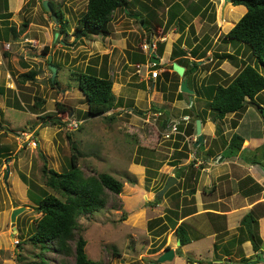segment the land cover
Segmentation results:
<instances>
[{
    "label": "rangeland",
    "instance_id": "rangeland-1",
    "mask_svg": "<svg viewBox=\"0 0 264 264\" xmlns=\"http://www.w3.org/2000/svg\"><path fill=\"white\" fill-rule=\"evenodd\" d=\"M51 1L61 8L64 15L68 12L69 18L65 15L69 20L67 35L55 36L57 24L51 19L50 13L44 11L41 0H23L12 18H3L6 24H11L7 28L14 30L10 31L9 37L3 32L0 36V264H41L42 259L44 264L73 263L74 257L42 250L28 240L34 230V222L40 216L35 199L42 192L60 196L45 184L43 163L46 161L47 167L59 172L65 171L69 168L72 153L78 156V166L83 176L107 172L123 184L120 193L108 192V201L102 209L81 214L77 219L79 227L76 236L82 235L85 238V250L90 259L102 264H155L154 260L159 254L167 248H173L176 251L174 258L158 264H242V247L236 248L230 259L221 257L211 248V239L204 234L210 232L211 228L216 231L214 224L207 219L208 216L213 217L212 213L194 219L199 226L194 230H198L199 236H204L196 240V243L192 241L187 244L200 246L209 252L198 256L195 249L187 251V246L176 244V234L169 227L167 217H176L173 212L181 202V191H178L181 182L176 181L169 187H175L173 193H163L160 197L157 194L169 175L175 177L177 167L188 166L198 154L203 155L199 157L200 160L208 159L206 151L201 153L194 146L195 132H185L190 116L187 114V121L182 119L186 112L185 106L191 115L202 112L206 97L200 95L199 98L187 93L181 101L177 100L182 77L171 73L169 66L173 60L159 69L161 72H170L168 79L160 78L163 89H159V83L154 85L151 82H143L142 87L140 81L146 77L145 70L136 71L137 63L131 62L130 54L141 53L143 40L153 36L164 43L160 63L163 65L175 45L191 52L202 46L204 35H207L212 44L204 52L212 60L198 63L201 74L211 69L216 75L223 74L217 68L223 60L216 59L214 55L228 51L234 55L232 59L225 60L235 64L237 72L249 63L264 75V65L254 59L250 45L223 41L243 13L238 7L244 6L232 7L229 0H129L127 8L116 9L112 13L107 34L78 39L72 32L78 17L86 9L87 0ZM4 2L7 0H0V14L8 13ZM194 5L205 7L203 16L191 18L188 15L186 10L189 11ZM184 10L185 14L181 16ZM171 13L176 14L175 20L166 26ZM137 14L146 19L147 28L136 19ZM24 20L28 21V26L19 33ZM30 23L32 27L29 35L39 36L36 38L39 43L37 47L25 41L26 36L21 37ZM44 26L53 32L50 41L46 42L49 47L47 52L41 48L40 35L45 31ZM182 26L181 31L179 28ZM0 29L3 31L4 28ZM3 40L6 41L4 43H10V50L2 48ZM191 54H187L188 65L193 61L190 60ZM49 55L52 56L51 63L53 61L57 66L56 83L51 82ZM87 66L106 71L113 80L112 91L118 99L113 108L99 116L87 113V102L78 88L77 73L85 71ZM30 69L36 71L35 78L23 81L20 74ZM198 71L188 76L189 89L193 84L202 83ZM257 101L264 102V90L259 93ZM57 102L69 107L72 112L58 111ZM262 107L264 105L260 106L259 103L251 104L250 111L244 115L239 128L233 133L249 137L259 132L264 136ZM206 110V114H203L205 122L212 121L215 132L219 128L221 131L220 121H213L212 114ZM244 111L235 113L229 119L230 124H237ZM55 116L76 119L79 126L72 130L65 121L64 124H53ZM165 119L168 120L166 124H176L178 130L170 138L163 136L162 123ZM33 139L37 141L36 146L31 144ZM210 147L208 150L213 153ZM262 148L263 145L256 152L258 155L252 152L249 154L261 163L264 161L263 155H260ZM176 151H183L188 157L179 160L175 168L171 163L176 158ZM29 192L34 198L29 197ZM156 197L159 198L158 203L153 202ZM184 203L188 204L189 200L185 198ZM254 206H257V213L264 215V202ZM17 207L23 209L16 215V231L13 232L10 214ZM155 220L158 221L151 225L150 222ZM192 224L195 225V222ZM236 227L228 232L237 234ZM259 232L264 234V223L259 225ZM254 255L249 260L251 264H262ZM190 257L193 262H188Z\"/></svg>",
    "mask_w": 264,
    "mask_h": 264
},
{
    "label": "trees",
    "instance_id": "trees-1",
    "mask_svg": "<svg viewBox=\"0 0 264 264\" xmlns=\"http://www.w3.org/2000/svg\"><path fill=\"white\" fill-rule=\"evenodd\" d=\"M232 5H243L246 7L245 13L237 20V22L226 33L223 41L227 39L233 42H242L250 45L252 56L257 61L264 65V0H230ZM57 18H58V36L67 35L69 32V20L65 17L63 11L54 1H51ZM5 4L7 2H4ZM228 3L225 4V6ZM129 0H87L85 11L78 17L75 29L72 34L75 38H89L100 34H107L109 32V24L111 21L112 13L116 9L127 8ZM194 14L198 15L201 6L194 5ZM46 12V11H45ZM10 16V13H7ZM145 28L148 27L146 19L137 14V18ZM151 19V18H150ZM175 20V14L171 13L167 19L166 26L172 24ZM28 26V21L22 22V28L18 30L20 33L24 28ZM14 30L13 28H11ZM1 36V33H0ZM207 36L204 40H207ZM203 40V41H204ZM57 41V39H56ZM164 43L158 42L156 53L160 57L163 53ZM43 52H47L49 47L43 46ZM196 50L192 51V56H195ZM186 52L175 45L171 51L170 60H174L179 65L185 68L184 76L188 83V76L195 73L198 66V61H192L191 65H188V58L185 57ZM130 60L133 63H144L147 59V55L141 51V53L130 54ZM215 58L218 60L232 59L233 54L229 52L216 53ZM52 64L54 62L52 61ZM56 66V65H55ZM164 67L161 64H155L152 68L158 69ZM57 68V66H56ZM172 69V65L169 66ZM171 73L177 75L172 70ZM36 71L28 70L20 74V78L23 81L33 80L35 78ZM170 75L169 71H163L161 77L168 79ZM216 74L211 72L206 80L202 83L203 91L195 90V96L200 97L203 95L206 97L205 109L202 112L191 113L189 108H186L184 115L190 116V123L186 125V134L195 132V121L200 119L203 123L205 119L206 109L212 114V120L217 122L221 120L225 115L229 113H238L244 110L248 102L258 104L257 97L261 91L264 90V75L252 64L246 63L236 76L232 77L229 81H216L214 76ZM159 80V78H157ZM78 88L85 97L87 102V113L90 116H99L111 108L114 107L118 99L115 97L112 91L113 80L102 68L96 70L91 66H87L85 71H79L77 73ZM52 83H56V78ZM144 87V84H141ZM159 89H163L162 85H159ZM186 93L178 91L176 97L182 99ZM248 98V100L246 99ZM121 103V101H119ZM131 105V103H128ZM192 105L190 106V108ZM58 111H68L71 113L72 109L64 106L61 103H56ZM192 109V108H191ZM204 114V115H203ZM48 117H52L48 115ZM63 124L58 116L53 119V124ZM166 121L162 123V127L166 128ZM236 123L233 124L235 126ZM179 127V126H178ZM181 128V126L179 127ZM217 134H220V128L216 130ZM180 137L179 135H177ZM243 137L240 134L233 133L229 141L226 143L225 152L227 157H233L239 154L241 151ZM179 145V144H178ZM202 144H199L196 148L200 150ZM186 149V145H184ZM207 153H212L209 150ZM176 158L172 161L171 165L178 164L180 159L187 158V154L183 151L175 152ZM263 164V163H261ZM193 162H190L188 166H181L175 169V177L179 178L184 173V169L191 168ZM264 166V164H263ZM45 184L59 193L60 196L54 195L49 192H42L41 195L35 199L36 208L40 212V216L36 218L34 222V230L28 236V240L32 244L38 245L42 250H51L61 256H72L74 261L72 264H102L101 262L90 259L87 256L85 245L86 240L82 235L76 236V230L79 227L77 222L78 217L81 214H88L94 211L102 209L109 198L108 192L118 194L123 186L122 182L107 172H96L90 176H83L82 171L78 166V156L76 153H72L70 156L69 168L65 171H57L53 168H49L46 165V161L43 163L42 168ZM198 173V172H197ZM196 173V174H197ZM197 177V175H196ZM183 186L185 193L193 195L195 192L194 187L189 188V177H184ZM251 179L250 177H247ZM186 185V186H185ZM175 187L167 189L165 195L173 193ZM188 188V189H187ZM255 189L260 191L262 187L259 184H255ZM29 197L32 194L29 192ZM193 198L191 199V201ZM154 203L159 202V198H155ZM178 206L180 203L177 204ZM173 212L176 217H167L169 227L174 229L176 238L180 241V246L188 244L192 239H197L199 235L197 232L182 221L177 223L180 217H185L191 214L194 210L189 207H184L181 213ZM155 220L150 222L154 225ZM165 223V222H164ZM162 223V224H164ZM164 227V226H163ZM237 234L232 236L228 241L221 245L224 254L230 253V248L236 241L249 240L251 242L254 252L260 250L262 239L258 233V213L256 206L245 212L239 220V224L236 227ZM152 231L153 228L149 227ZM19 243V241L17 242ZM218 245L214 246L216 250ZM258 257L259 255L255 254ZM250 258H243L242 264L249 263ZM190 262V258L187 259ZM41 264H44L42 259ZM66 264V263H60ZM264 264V263H263Z\"/></svg>",
    "mask_w": 264,
    "mask_h": 264
},
{
    "label": "crops",
    "instance_id": "crops-1",
    "mask_svg": "<svg viewBox=\"0 0 264 264\" xmlns=\"http://www.w3.org/2000/svg\"><path fill=\"white\" fill-rule=\"evenodd\" d=\"M22 1L23 0H7V3L6 4L4 3L5 4V10L7 9V12L10 13V16L7 14H3L4 12H2L0 14V28L1 27L4 28L3 31H1V29H0V33L3 32V34L8 35V37H9L10 31H12V29L11 28L9 29L7 27H11V24H6V21L3 18L9 17L8 19H10L11 16L13 17V15H15L18 12V10L20 9ZM231 5H232V3H231ZM232 7H234V5H232ZM236 7H238V6H236ZM204 9H205V7L202 6L198 15H195L194 13H192V8H190L189 11L186 9L185 10L191 18H196L198 16H203V12L205 11ZM238 9L243 10V13L240 15V17H241L245 13L246 7L241 6V7H238ZM185 10L180 13L181 16L183 14H185ZM65 15L67 18H69L68 12H65ZM237 20L235 21V23L237 22ZM31 27H32V23L29 24L28 29L25 30L24 34L21 37L26 36V38H28V39L35 40L36 41L35 46L37 47L39 43H38L36 38L37 37L39 38V36L32 37L31 35H29ZM43 29H45V31L43 30L41 32V35H40V38L42 40L41 41V48H43V46H45L47 44L46 42L50 41L51 36H53V32H52V30H50V28L44 26ZM179 30L182 31L183 26L181 28H179ZM206 36L207 35H204V37H206ZM203 40H204V38H203ZM227 41L229 42V44L234 43L233 41H231L229 39H227ZM4 42H6V41L3 40V44H4ZM161 42H163V41H161ZM7 43H9V42H7ZM202 43H203L202 46L196 50V54H195V56H199V58L192 56L191 52L193 50L191 52H189L190 50H187V48L181 47L186 52L185 57L188 58L189 56L187 54H191L192 58H190V60L198 61L199 64L202 61H203V63H204V61H208V62L211 61L212 57H208L209 54L208 53L206 54V52H204V51L209 50V47L212 44L211 39L207 38V40H204ZM10 49H11V46H10ZM155 53H156V51H155ZM163 54H164V51H163L162 55L159 57L156 53V56L160 59V63H161ZM214 57H215V55H214ZM169 61H170V53L167 54V59L165 60V63L163 64V66H166ZM217 68H219L221 71H223V74H217L214 76V79L218 82L224 81V80L229 81L232 77H234V75L238 71V67L235 64H231V63H229V61H227L225 59L220 63V65L217 66ZM198 69H200L199 65L196 68V72L198 71ZM211 72H212V69L207 71V72L203 71L202 74L200 73V70L198 71V73L200 74V77L202 78L201 79L202 83L206 79V78H204V76L209 75ZM161 73H159L155 79L144 77L141 79L142 81H140V82H142L141 84H143V82L144 83L145 82H151L154 85H155V83H156V85H157V83H159V85H160ZM195 73H193V75ZM157 78H159V80L156 81ZM183 78H185V76L182 77V79ZM202 83H200L198 85L193 84V86H191L192 88L190 89V90H192V93H189V94H195V90L203 91L202 90L203 89ZM115 85H117V84H115ZM118 85L120 86V84H118ZM246 99L248 100V98H246ZM177 100L181 101L182 99H177ZM251 104H253V103L248 102L246 104V107L244 108L245 111L243 112L241 118H239L238 123L235 126H233L232 124H230L231 122H229V119L233 118L235 113H229L226 115V117L224 116L221 120H218L221 123L220 124V126H221L220 134H217L215 132L214 123L212 121L205 122V119H204L203 123H202L200 120V122H201V133L203 135L202 145L204 147L202 150H199V151H201V153H203L204 151H207L208 148L211 146L210 149L212 148L213 153L209 154L206 152V156L208 159L205 161L199 159V157L203 156L201 154L196 155V157L193 156L194 157L193 166L191 168H188V170L184 169V173H182V176L177 178V181L181 182V187L178 190V191H181V195H180L181 196V198H180L181 202H180V205L178 206L179 214L181 213V210L184 207H189V208H192V210H194L191 214H189L185 217H180L177 220V223H180L183 221L184 223H187L186 224L187 227H190L193 230H194V228L198 229L199 226L196 225L197 222L194 219L199 215H202V214L208 215V214L212 213L213 217L208 216L207 219H209V222L211 224H214L216 231L212 230V228H211L210 232L204 234V235H206V237L211 239V241H210L211 248L213 250H215L214 246L218 245V248L215 251L219 255H222L221 257L230 259L234 255V253L236 252V248L242 247L243 251L240 253L241 259L238 258L241 261L243 258H250L251 259V257L254 254H258L259 257H260V255L263 256V253H264V234L262 235V233L259 232V225L261 223H264V215H261L258 213V233L262 239L259 251L254 252L252 245H250L251 242L249 240L236 241L235 244L230 248V253L228 255L223 253L221 245L224 244L226 241H228L232 236H234L235 232L229 233L228 231L231 230L232 228H235L236 226H238L239 220L242 217V215L245 212H247L249 209L255 207L254 205H256L260 202H264V189H263L264 188V166H263L264 161L262 162L263 164H261L260 161H257L256 157L253 158V157H250V155H249L251 152L255 153V155H256L257 154L256 152H259V148H261V146L263 145V148L260 151V155H263V157H264V136L262 134H260L259 132H254L253 134H250L251 136H249V137L242 136L244 140L242 143L241 151L239 152L238 155L233 156V157L225 156L226 150H224V149L226 148V143L229 141L233 132H235V130H237L239 128L240 123H242V119L244 118V115L250 111L249 107ZM259 104H260V106H263L264 102L260 101ZM182 108H184V107H182ZM185 108H187V107L185 106ZM258 108H260V107H258ZM262 110L264 113L263 107H262ZM182 116H183L182 119L183 120L185 119V121H187V119H189L188 115H182ZM165 121H168V120L165 119ZM168 124L169 123L167 122L166 128H167ZM262 129H264V127H262ZM261 130L259 129L258 131H261ZM186 140H188L187 137H186ZM206 143H208V144H206ZM243 152H246L247 154H244ZM263 160H264V158H263ZM203 162H206L207 164L204 165ZM201 164H203V165H201ZM171 166H173V165H171ZM196 175H197V177H196ZM186 176L189 177V180H187V182L190 183L189 188L192 186V184H193V187L195 188V192L193 195L185 193V188L183 186L184 185L183 180L185 179L184 177H186ZM247 177H250L251 179H248ZM255 184H259L262 187V189L260 191H257L255 189ZM185 198L187 200H189L188 204L184 203ZM192 198H193V200L191 201ZM261 200H263V201H261ZM193 221L195 222L196 226L192 224ZM214 222H216V223H214ZM200 227H204V226H200ZM197 232H198V230H197ZM204 235H200L197 239H192V241H195V243H196V240L201 239ZM183 246H187V251H191V250L195 249L198 256H201V254L205 253L206 251L209 252V250L205 251V249H203V248L201 249L200 246L193 247L192 244H190V245L185 244ZM221 257L218 259H221ZM190 260L192 262L194 261L191 257H190ZM258 261H260V260H258ZM263 263L264 262H262V264Z\"/></svg>",
    "mask_w": 264,
    "mask_h": 264
},
{
    "label": "water",
    "instance_id": "water-1",
    "mask_svg": "<svg viewBox=\"0 0 264 264\" xmlns=\"http://www.w3.org/2000/svg\"><path fill=\"white\" fill-rule=\"evenodd\" d=\"M41 6L44 9V11L50 13V16H51V19L53 20V22L55 24H58V18H57V15H56V12H55L53 6L51 5L50 0H41ZM135 17H136V15H135ZM55 36L56 37L58 36V32H55ZM51 59H52V56L49 55L48 66H49V69L51 71V80L53 81L55 78V75H56L57 68L51 63ZM151 60L155 64H160V59L158 57H156L155 54H152ZM171 65H172V70L174 72H176L179 76L184 77L185 68L183 66L179 65L175 61H173ZM179 89L181 92L192 93V90H190L187 87V81L185 78H183L181 80ZM195 133H196L197 138L195 140L194 146H198L199 144H202V142H203V135L201 133L200 119H196V121H195ZM176 181H177V178H175L173 175H169L167 177L164 185L160 189L159 193L157 194V196L160 197L161 195H163V193H165L167 191V189H169V187L172 186ZM22 209H23L22 207L14 208L10 214V222H11V228L13 229V232L16 231V227H15L16 215L18 213H20L22 211ZM176 244L180 245V241L177 240ZM174 255H175V250L173 248H167L161 254H159L157 256V258L154 260V262H155V264H158V263L170 261L174 258ZM259 260L264 262V257L262 255H260ZM249 263H251V262L249 261Z\"/></svg>",
    "mask_w": 264,
    "mask_h": 264
},
{
    "label": "built area",
    "instance_id": "built-area-1",
    "mask_svg": "<svg viewBox=\"0 0 264 264\" xmlns=\"http://www.w3.org/2000/svg\"><path fill=\"white\" fill-rule=\"evenodd\" d=\"M25 41H28L32 46L36 45V41L35 40H31V39H27L26 38ZM159 41H162V40H160L158 38H153V36H152V37H150L147 40L146 39L143 40V42L140 45V50L147 55V59L145 60L144 63L135 64V68H136L137 72L140 71V69L144 68L146 78H154L155 79L158 76V74L161 72V71H159V68L158 69L152 68L153 65H155V63L151 60L152 54H155V56H156L155 51L157 49V43ZM2 48L4 50H9L10 49V43H4L2 45ZM63 117H65V118H63ZM60 120L62 122L65 121L66 124H67V127L69 129H72V130L77 129L78 126H79V121L78 120L70 118V117H67V116H62V118H60ZM177 132H178V130H177L176 124H168L167 128H165L163 130V136L165 138H170L171 134L177 133ZM179 133H181V132H179ZM31 144L33 146H36L37 141L33 139L31 141Z\"/></svg>",
    "mask_w": 264,
    "mask_h": 264
},
{
    "label": "clouds",
    "instance_id": "clouds-1",
    "mask_svg": "<svg viewBox=\"0 0 264 264\" xmlns=\"http://www.w3.org/2000/svg\"><path fill=\"white\" fill-rule=\"evenodd\" d=\"M231 2V1H230ZM157 57V56H156ZM185 120V119H184ZM188 120V119H187ZM182 134H184L183 132H181ZM196 138H197V136H196Z\"/></svg>",
    "mask_w": 264,
    "mask_h": 264
}]
</instances>
